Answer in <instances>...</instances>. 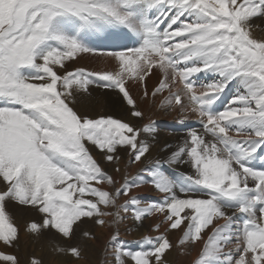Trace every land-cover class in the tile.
Wrapping results in <instances>:
<instances>
[{
	"label": "snow or ice",
	"instance_id": "obj_1",
	"mask_svg": "<svg viewBox=\"0 0 264 264\" xmlns=\"http://www.w3.org/2000/svg\"><path fill=\"white\" fill-rule=\"evenodd\" d=\"M85 56L112 67L72 66ZM134 88L203 131L150 160ZM108 92L130 118L78 107ZM103 230L111 264H264V0H0V264H93Z\"/></svg>",
	"mask_w": 264,
	"mask_h": 264
},
{
	"label": "bare ground",
	"instance_id": "obj_2",
	"mask_svg": "<svg viewBox=\"0 0 264 264\" xmlns=\"http://www.w3.org/2000/svg\"><path fill=\"white\" fill-rule=\"evenodd\" d=\"M259 23V22H257ZM259 32V29L256 30ZM73 67H87L89 69H111L112 65L111 62L108 60H100L97 61L94 58H90L85 56L84 59H81L76 63L75 65H72ZM157 75H153L150 79L147 81L148 89L151 91L153 87L157 84ZM231 86L229 89L225 91V93L221 96L220 100L217 102L218 106L223 107L227 105L228 101L234 96L233 94H230ZM234 88V87H233ZM235 89V88H234ZM102 90L98 88H94L93 95L96 96L98 95ZM140 89L139 88H134L133 89V94L136 96L140 108L144 111L145 117L141 121H135L139 126H143L147 124L149 121H154L155 126L157 128V132L154 134L155 139L152 141L154 147L152 150V156L149 158L150 160H155V159H165L167 155L169 154V151L165 150V145H171L172 148H175L176 146L180 145L183 143L184 139L187 137L188 132L192 129L197 130L202 132V128H198V126L193 125L192 123L186 122V124L180 123V120L178 122V126L176 127L175 124H173L172 121H175L177 118L180 119V115L182 112H179L175 109L172 111V115L165 119L166 121L164 122H158V120H154L155 118L158 119V115H162L161 111L162 108L159 107V98L155 102L150 98L148 101L144 102L141 101L140 99ZM236 91V89H235ZM166 94V93H165ZM104 104L102 107L95 108L93 109L92 107L84 108L82 105H78L80 110L86 111L90 115H95L97 112L101 114H110L114 115L116 117H123V118H130L127 110V106L124 104L123 100L121 99V96L118 92H108L104 96ZM153 105H156V108L153 107ZM161 112V113H160ZM164 113V112H163ZM187 118L189 117H199L197 114L191 113V112H185ZM157 116V117H156ZM163 116V115H162ZM181 118H184L181 117ZM172 119V120H171ZM164 120V119H162ZM168 120V121H167ZM172 124V125H171ZM180 125V126H179ZM187 125V126H186ZM169 127L171 128H184L183 131L179 130H169ZM235 135V133H232ZM97 158H100V154L96 153ZM257 165L261 163V161H256ZM143 165L137 164V165H131L129 168L126 169L127 174L131 177H135L138 172L142 170ZM169 174L173 175L174 172L178 171L184 174H189L191 172V169L188 165H181L179 167H176L175 165L170 166L169 169ZM135 194L145 200H152V199H158L160 197V193L155 191L151 186H143L141 188H138L135 190ZM153 223V220H148L145 222V225L143 228L137 229L134 227L131 222H126L125 227L120 228V238H123L126 240L129 238L130 240L128 243H125V246L128 248H136L137 244L136 241L141 237V235L146 234L148 230V226ZM179 234V233H177ZM101 240L104 241L105 243L109 239V233L107 230H103L101 232ZM125 237H127L125 239ZM121 240V239H120ZM103 242V243H104ZM99 243V242H98ZM97 244V243H96ZM95 244V245H96ZM93 251V250H92ZM196 253L193 252L192 256L195 257ZM105 259L109 261V264H111V256H105L104 252H102V258H101V264H104ZM93 260V258L91 259ZM84 262H80L81 264Z\"/></svg>",
	"mask_w": 264,
	"mask_h": 264
},
{
	"label": "rangeland",
	"instance_id": "obj_3",
	"mask_svg": "<svg viewBox=\"0 0 264 264\" xmlns=\"http://www.w3.org/2000/svg\"><path fill=\"white\" fill-rule=\"evenodd\" d=\"M232 87V86H231ZM235 89L232 87L231 88V90H230V94L232 95H235ZM227 103H229V101L227 102ZM153 107L154 108H156V105H153ZM220 107V106H219ZM159 111H161L160 113L163 115H158V119L157 118H155L154 120H158V122H164V121H166L165 119H167L168 117H170L171 115H172V111L173 110H165V109H162V110H159ZM164 112V113H163ZM185 117V116H187L185 113H182L181 115H180V113H179V117H180V119H176L175 121H172L173 122V124H175V126L177 127L178 126V122L181 120V119H183V118H181V117ZM157 117V116H156ZM162 119H164V120H162ZM199 117H189V118H187V121L186 122H189V123H192L193 125H197L198 126V128H201L200 127V124H199ZM172 120V119H171ZM168 121V120H167ZM172 125V124H171ZM180 126V125H179ZM175 130H179V131H183L184 130V128H174ZM173 128H171V127H169V130H174ZM173 176L174 177H176V178H182L183 177V173H181V172H178V171H176V172H174L173 173ZM127 237H125V239H126ZM121 240V242L125 245V243L127 242L128 243V241L130 240L129 238H127L126 240H124L123 238H120ZM104 241H102V240H100L99 241V243H97L95 246H94V249H93V251L90 253V258L92 259L93 258V260H92V262H93V264H101V258H102V252H103V249H104V245H105V242L103 243ZM80 262H78V264H79ZM81 264H83V263H81Z\"/></svg>",
	"mask_w": 264,
	"mask_h": 264
}]
</instances>
